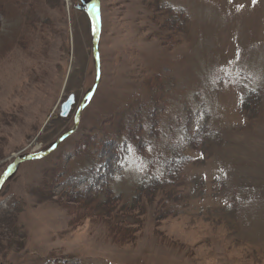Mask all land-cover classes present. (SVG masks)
Returning a JSON list of instances; mask_svg holds the SVG:
<instances>
[{"label": "rangeland", "instance_id": "374dc122", "mask_svg": "<svg viewBox=\"0 0 264 264\" xmlns=\"http://www.w3.org/2000/svg\"><path fill=\"white\" fill-rule=\"evenodd\" d=\"M89 1L0 0V177L73 126ZM99 10L77 130L0 188V264H264V0Z\"/></svg>", "mask_w": 264, "mask_h": 264}, {"label": "water", "instance_id": "95a60500", "mask_svg": "<svg viewBox=\"0 0 264 264\" xmlns=\"http://www.w3.org/2000/svg\"><path fill=\"white\" fill-rule=\"evenodd\" d=\"M95 0H91V5H93ZM97 8H98V2H97V7H96V10H95V14L97 12ZM92 21L93 23L95 22V18L92 17ZM97 36H98V31L96 29V27L94 28V44H93V53H94V58H95V62H96V65L98 66V57H97ZM72 102V98H68L61 106V110H60V113L61 115H66L67 112H68V109L70 107V104ZM32 157H35L34 155L32 156H26L24 158H18L16 159L11 165L10 167L8 168V170L5 172L4 176L20 161H22L23 159H28V158H32ZM3 176V177H4Z\"/></svg>", "mask_w": 264, "mask_h": 264}, {"label": "trees", "instance_id": "16d2710c", "mask_svg": "<svg viewBox=\"0 0 264 264\" xmlns=\"http://www.w3.org/2000/svg\"><path fill=\"white\" fill-rule=\"evenodd\" d=\"M79 10V9H78ZM80 11V10H79ZM154 188H156V186H154ZM147 189V188H146ZM151 190V189H150ZM140 193V192H139ZM140 195H141V193H140ZM107 197H108V201H111V202H113V203H115V204H118V199H120L119 197H117V196H114V195H112L111 193H109L108 195H107ZM143 199V198H142ZM139 208H140V206H139ZM115 211H116V208H113ZM133 209H129V208H119L116 212H119V213H123L124 211H127V212H131ZM123 216H119V218H122ZM114 218V217H113ZM116 218H114V220H115Z\"/></svg>", "mask_w": 264, "mask_h": 264}]
</instances>
